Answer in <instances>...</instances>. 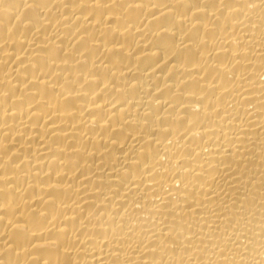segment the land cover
<instances>
[{
  "label": "bare ground",
  "instance_id": "bare-ground-1",
  "mask_svg": "<svg viewBox=\"0 0 264 264\" xmlns=\"http://www.w3.org/2000/svg\"><path fill=\"white\" fill-rule=\"evenodd\" d=\"M0 264H264V0H0Z\"/></svg>",
  "mask_w": 264,
  "mask_h": 264
}]
</instances>
